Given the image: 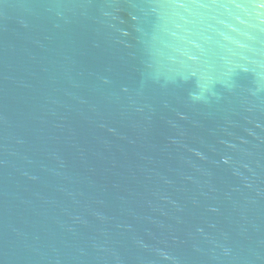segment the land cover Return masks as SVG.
Wrapping results in <instances>:
<instances>
[{
	"label": "water",
	"instance_id": "1",
	"mask_svg": "<svg viewBox=\"0 0 264 264\" xmlns=\"http://www.w3.org/2000/svg\"><path fill=\"white\" fill-rule=\"evenodd\" d=\"M0 264H264V0H0Z\"/></svg>",
	"mask_w": 264,
	"mask_h": 264
}]
</instances>
